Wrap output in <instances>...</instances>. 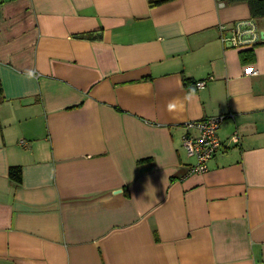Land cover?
<instances>
[{
    "label": "crops",
    "instance_id": "crops-1",
    "mask_svg": "<svg viewBox=\"0 0 264 264\" xmlns=\"http://www.w3.org/2000/svg\"><path fill=\"white\" fill-rule=\"evenodd\" d=\"M153 1L0 0V264H264V18Z\"/></svg>",
    "mask_w": 264,
    "mask_h": 264
},
{
    "label": "built area",
    "instance_id": "built-area-1",
    "mask_svg": "<svg viewBox=\"0 0 264 264\" xmlns=\"http://www.w3.org/2000/svg\"><path fill=\"white\" fill-rule=\"evenodd\" d=\"M249 33V42L257 43L261 41L259 39L258 30L254 23H249V29L246 30ZM243 40H240L238 36H235L232 40L234 44H240ZM250 73H255V70H251ZM207 80H200L196 83L198 88L205 87ZM234 118L233 113L221 114L217 116L206 117L202 120H197L189 123V127L197 129L198 133L193 136L191 133L185 137V146L188 154L197 157V163L193 165L191 172L205 173L208 170V162L214 157L216 152L223 146L221 140L218 137V129L220 124L227 118ZM234 142H238L239 135L237 132L232 134L231 137ZM24 141L22 140V143Z\"/></svg>",
    "mask_w": 264,
    "mask_h": 264
},
{
    "label": "trees",
    "instance_id": "trees-1",
    "mask_svg": "<svg viewBox=\"0 0 264 264\" xmlns=\"http://www.w3.org/2000/svg\"><path fill=\"white\" fill-rule=\"evenodd\" d=\"M167 0H156L151 2V4L153 3H161ZM232 2L234 1H239V0H230ZM249 3L250 6V13H251V17L253 19H259V18H264V0H245ZM78 36H82V37H88V38H93V37H98L96 36L94 33H87V34H81ZM2 94V88H1V84H0V96ZM232 137V136H231ZM8 175L9 178L13 181H15L16 183H21L22 182V168L19 165H12L9 167V171H8Z\"/></svg>",
    "mask_w": 264,
    "mask_h": 264
},
{
    "label": "snow or ice",
    "instance_id": "snow-or-ice-1",
    "mask_svg": "<svg viewBox=\"0 0 264 264\" xmlns=\"http://www.w3.org/2000/svg\"><path fill=\"white\" fill-rule=\"evenodd\" d=\"M248 71L251 72V69H249Z\"/></svg>",
    "mask_w": 264,
    "mask_h": 264
},
{
    "label": "water",
    "instance_id": "water-1",
    "mask_svg": "<svg viewBox=\"0 0 264 264\" xmlns=\"http://www.w3.org/2000/svg\"><path fill=\"white\" fill-rule=\"evenodd\" d=\"M121 190H117V192H120Z\"/></svg>",
    "mask_w": 264,
    "mask_h": 264
}]
</instances>
